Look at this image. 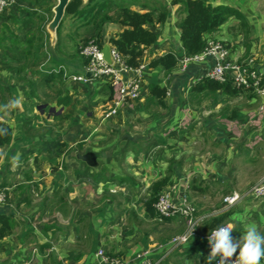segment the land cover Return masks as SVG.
<instances>
[{
  "label": "crops",
  "instance_id": "0c3cea01",
  "mask_svg": "<svg viewBox=\"0 0 264 264\" xmlns=\"http://www.w3.org/2000/svg\"><path fill=\"white\" fill-rule=\"evenodd\" d=\"M206 2L212 5L227 4L233 6L245 15L250 24L247 9L248 6L251 7V3H245L244 7V5H239L236 0L231 2L206 0ZM144 3H139L136 7L129 6L128 9L135 12H145L148 7ZM15 4L10 7L12 11ZM161 4H165L167 8L168 14L165 22L162 25L157 24L154 28L145 26L156 33L157 39L153 45L146 49L143 55L146 70L141 83L139 98L122 104L114 115L108 118L104 116L111 105L113 96V91L106 84L105 79L82 83L63 77V72L68 76L85 74V64L82 57L71 55V59L67 60L64 57V64L62 65L64 69L61 77L55 78L49 85H46L39 75L33 77L26 74L29 78L35 79V90H33L35 99L32 100V106H28L29 110L24 109V112L28 110V113H33L35 110V115L33 118L26 119L28 123L26 132L22 130L23 125H20L16 134L10 123L6 122L11 129L12 139L9 144L0 148V152L5 150L3 155L8 154L6 157L8 160L12 158L14 149L21 151L23 148L36 147L49 140L59 143L61 147L60 149L53 148L47 153L38 155L33 153L28 156V160L31 162L30 166L35 172V182L33 181L35 195H39V197L45 195L40 203L31 207V211H24L31 215L29 218L24 215L26 213L21 212V206L26 200L23 192L20 195L15 192L13 200L10 196V200L7 199L5 205H0V213L10 216L16 223L13 234L0 241V264H10L13 259H18L19 264H90L95 250L100 248L101 244L107 246L109 249L107 251L111 255L124 258L126 264H137L132 258L133 254L138 249L150 246L155 241L153 239L157 238V234H160L162 229L159 232L157 229L154 231V222L158 219L147 213L143 199L148 194L151 183L165 176H169L171 179L169 187L179 184L182 192L184 189L181 180L184 179L185 175L180 168L184 158L175 159L169 167H167L168 162H164L153 172L152 161L150 162L148 157L149 153L154 147L167 154L169 151L181 150L183 143H189V135L178 125V121L182 117L179 110H182L183 107H187V109L193 107L194 110L199 107L204 109L203 106L207 104L208 108H213L220 103L223 105L222 103L227 100L217 101L212 96L203 97V95L196 97L192 90L203 79L202 75L205 69L212 63L210 60L205 64L189 65L185 69L186 71H181L178 66L171 74H165L161 68H149L147 66L150 60L166 53L174 54L177 60L185 56L180 41L179 18L175 14L179 5H173L172 0L171 2L166 0L153 5L159 6ZM153 14L156 19L158 13L155 9ZM117 16L118 12H115L110 21L102 24L105 26V31L97 32L102 45L110 37L121 32L122 27L117 22ZM234 20V18L229 19L215 35L232 40V35L236 32L231 28L234 26L231 25ZM256 31L257 28L253 26L248 57H253L259 63L258 68L262 70L264 69V43H260L259 47H254L257 42H260L255 34ZM238 36L240 37L239 31ZM233 51H235L234 54ZM244 51L242 41L231 49L228 60L231 62L245 60ZM257 55L260 58L256 57ZM52 71L56 73L55 69ZM52 85L55 88L56 97L49 102L47 100L37 101L40 98L45 99L38 93V88L49 89ZM153 85H159L166 89V96L162 99L163 107L157 103L158 100L152 99L150 88ZM20 90L23 89L20 88ZM65 96L70 98L69 104L57 105L56 99ZM255 100H247L249 107L244 106L246 103L239 102L229 111L223 108V111L220 110L219 112L224 118L239 122L242 126H245L248 120L257 124L258 120L257 122L254 121L255 114L249 116L248 112L249 109L255 108ZM10 103H12L11 108L15 116L20 119L19 124H24V114L20 112L17 101L12 100ZM45 105L47 106L45 107ZM0 107V117H3L7 113V104L2 103ZM39 107H45L42 109L44 110L43 114L42 110L37 109ZM150 107H155V110L149 111ZM156 108H162L163 111H157ZM194 110H191L193 115L196 114ZM44 114H46L45 118ZM143 119L145 122H141ZM213 121V118L208 119L203 127L209 131L211 128L214 131L212 135L214 141L219 142L216 136L218 125ZM42 124L47 128L48 134H35L36 129ZM123 124L131 125L125 127L124 131H120L119 127ZM30 130L33 131L28 134L27 132ZM225 130L226 128L221 131L225 135L224 139H232ZM116 136L117 141L114 140ZM4 157H0V168L7 164ZM22 158L23 156L19 154L16 161ZM161 167L168 169L162 171ZM164 168L163 170H165ZM1 180L0 188L4 189L6 194L9 195L7 190L10 193L12 190H17L14 189L16 184L10 186L9 183L4 184ZM144 188L146 195L142 197ZM52 195H57V202L48 205ZM89 201L97 203V208L82 209L83 203L87 204ZM104 211L111 215L109 220L105 219ZM39 213L41 215L52 213L54 217L55 213H59L61 217L57 216L56 219L54 218L47 223L33 224L32 218ZM164 221L166 223L163 225L172 223V220ZM176 223L180 227L179 232H181L184 223L180 219H177ZM107 225L115 226L113 228L115 233L113 230L112 235H109L111 234L109 232H104ZM229 226L231 227V224ZM174 230H176L175 227ZM86 234L90 237L88 246L85 245ZM189 243L192 246L197 243V240L192 239ZM28 248L32 249L31 253L27 252ZM23 250L26 252L21 254ZM183 256L173 253L162 264H183ZM191 260L194 263L195 257H191Z\"/></svg>",
  "mask_w": 264,
  "mask_h": 264
},
{
  "label": "rangeland",
  "instance_id": "374dc122",
  "mask_svg": "<svg viewBox=\"0 0 264 264\" xmlns=\"http://www.w3.org/2000/svg\"><path fill=\"white\" fill-rule=\"evenodd\" d=\"M164 1L166 0H114V2L118 4L119 2H121L122 5L127 7L129 6L136 7L137 4L142 2H145L149 5H153V4L157 5V3H161ZM220 1L231 2L235 0H220ZM236 1L239 5L241 6L244 5V7H245V3L246 4L251 3V7L248 6L247 9L249 15L248 21L250 22V24L248 22L247 23L250 28H253V26L254 28L255 27L257 28L255 34L258 37V40L260 39L259 40L260 42H257V44L254 47H259L260 43L262 44L264 43V0H236ZM22 5L23 6L26 5V3H23ZM15 7L16 6L14 5L13 9H15ZM115 12H117V10L116 7L114 6H111L107 11V13L111 17L114 16ZM175 14L178 17V14L176 12ZM3 21L5 20L3 19L0 21V31L4 30L3 25H6L7 27V25L9 24L7 22L1 24V22ZM84 24L85 23L83 21H79L71 16H64L61 27L62 45H61V51L59 53L58 51L55 50L56 48H54V46L53 48L50 47L49 45L50 38L48 35V40L46 45L50 53L48 56L49 59L53 57L55 58L57 57L58 59L60 58L61 60H64L65 59L64 57H66L67 60L69 58L71 59V55L73 57L80 58L79 51L77 50L83 44L84 39L86 40L88 39V41L93 40L92 37H95L98 31L100 32L102 30L105 31V26L100 24V21H97L96 23L90 24L88 26ZM231 25L237 27L236 26L237 21L234 20L233 24ZM17 34H20V32H17ZM250 35H251V31H250ZM5 36H7V32H5ZM232 36H233L232 40L227 39V37H223V36L221 37L220 35L217 36L215 35L214 38L220 39L222 41H227V44L226 42H224V45L225 46L228 45V49H229V47H232V44H234L235 47V45L240 44L243 41L242 35L240 34V37L238 36V31ZM94 40L97 41L96 39ZM4 41H8V40L4 39ZM3 43L6 44L5 42ZM2 51L3 49H0V56L1 53H3ZM232 53L234 54L235 51H233ZM247 57L245 58V60L248 58H252L256 67H258L257 65H259V63L255 61L253 57H248V58ZM256 57L260 58V56L258 55ZM20 64L21 63L19 62L18 63L14 62L13 64V62L9 60L3 61L2 58L0 57V84L2 86L0 91V99H1L0 105L2 103H4V105L7 104V113L5 114V116L2 115L3 117H0L1 120L0 122L6 125L10 123L12 129L16 134H17L16 131L17 129L20 128V125H23L22 130L26 132L27 124H28L26 122V119L33 118V115H35V110H33L34 114L28 113L29 110L28 106H32L33 104L32 100L35 99V92L33 91L35 85V79L29 78V76L26 75L27 73L24 72L15 73L16 71L15 68H18L19 67L18 65ZM62 65L63 64L57 65V67L61 68ZM57 67H55V69ZM26 81H30L31 83L26 84ZM53 85L49 89L38 88V93L40 94V96H42L45 99L40 98L37 99V101L38 100L41 102L45 100H47L48 102L52 101L56 97L55 88ZM20 88H22L23 90H20ZM248 93L250 92L243 91L241 95L235 97L222 96L218 93L216 96L217 101H221V99L224 100L227 99V100L226 102L222 103L223 105H221L220 103L219 105L213 108L211 107L208 108L207 104H205L204 106L202 104L204 109L199 107L196 110H194L193 107H190L189 109H187V107H183L182 110H179V112L182 113V117L178 121V125L181 127V129H183V131L187 132V135H189L190 138L189 143H185V144L183 143L181 145V148L183 149L181 150L176 149L177 151L173 150L172 152L169 151L167 154L162 152L159 148L153 147L148 157L150 162L152 161L153 172L155 171V168L159 167L164 162H168L167 167H169L175 159L181 160L182 159L181 157L184 158L182 162V167L180 168L182 173L185 175L184 179L181 180L182 188L184 189L186 197L189 200V202L192 203L193 206L195 207L196 213L198 215L216 214L223 210L226 211L228 209L223 208V198L225 196L232 195L233 193H237L240 196L243 195V198L240 199L235 205H233L234 207H237V210L240 213V216H238L237 220L240 221L242 229H245L249 224H254L257 227L258 231L261 234H264V207L262 206L264 205V197L253 198L249 195L250 192L249 190L251 189V187L254 186L256 183L264 180V132H263L264 115H262L261 111L259 110L260 101L258 96L254 94L255 95L254 97L253 96L248 97ZM248 99L249 100L256 99L255 100L256 102H254L255 108L253 110L249 109L250 111L248 112H249V116L255 114L254 121L257 122L258 120L257 124L250 122L248 120L247 124L245 126H242V124L239 122L231 121V119L229 118H224L222 114L219 112L220 110L223 111V108H225L226 111H229L234 106H237L239 102L246 103L244 106L249 107L247 103ZM12 100L17 101V105H19L20 107V112L24 114V118H25L23 119L24 124H19L20 119L15 116L11 108L12 103L10 102ZM46 106L47 105H45V107ZM45 107L44 108L39 107L37 109L42 110L45 109ZM247 107H242V108L246 109ZM24 109H28V110L24 112ZM153 110H155V107L149 108V111H153ZM191 110H194L196 114L193 115ZM255 110H258L259 112ZM157 111L162 112L163 109L158 108ZM43 113L44 110H42V114ZM45 117L46 114H44V118ZM210 118H213L214 119L213 122L218 125V128L216 130V136L219 142L214 141V137H212L214 131L211 130V128L209 131L208 129L203 127V124L206 123L207 120ZM145 119L141 120V122H145L144 121ZM6 122L9 123L7 124ZM130 125L131 124H123L121 127H119V130L124 131L125 130L124 128L129 127ZM223 127L224 129L226 128L225 132L229 133L232 139L229 140L224 139L225 135L221 132L224 131ZM32 131L33 130H30L27 133L30 134ZM47 132H48L47 128L42 124L41 127H38L36 129L35 134L42 133L46 135L48 134ZM114 140L117 141V136L114 138ZM30 148L35 150V146H30L23 149H30ZM4 151L5 150H2V152H0V157L2 158L3 156H5L4 159L7 161V164L0 168V175H1L0 178L2 179L0 180L4 184L9 183L10 186L13 184L17 185L14 186V189L17 190H12L11 193L10 191L7 190V193H9V195L6 194L7 195L6 201L7 199L10 200V196H11V200H13V196L15 192L19 195L23 192L24 197H26L25 198L26 200L21 206V212L27 210L31 211V207L34 205L36 206L38 203H40L44 199L43 197L45 195L40 197L39 195H35V184L33 183V181L35 182V172H33L32 170L33 167L30 166L31 162L28 160L29 155L23 156V158L19 160L20 161L19 162L16 161L19 154H21L20 153L21 151H19V149H14L12 158L8 160L6 159V157H8V154L3 155ZM212 157L214 159H211ZM163 168L162 171H166V168H164L165 170H163ZM44 175H46V172H44ZM145 192L146 189L144 188L142 191V197L146 195ZM52 202L55 203L57 202V195L56 196L52 195L50 197V200L48 201V205ZM119 202L122 203V201ZM87 204L83 203L82 209L86 210V209L97 208V203H93L92 201H89V203ZM242 209L243 211H241ZM24 213H26L24 215L27 218L31 216L30 214H27V212ZM59 213H55L56 218L57 216L61 217V214ZM104 214L106 215L105 219L109 220L111 215L105 213V211ZM55 217L53 216L52 213L50 215H41L39 213L32 218V222L33 224L38 225L39 223L50 222L54 220ZM170 220H172V223H168V225H163L166 223L164 220L161 221L157 220L158 222L157 221L154 222L155 223L154 231H156V229L157 232H159L160 229L162 230L159 235L155 233L157 234V238L153 239L155 241L152 242L151 245L154 243L169 241L171 237L181 233L184 230L183 227L181 232H179L180 227L176 223L177 219H170ZM174 227L176 228V230H174ZM113 228H115V226L107 225L104 228V232H109L111 233L109 235H112L114 231ZM85 240H86L85 245L88 246V244L90 243V237L87 234ZM100 246H101L100 248H102L105 252L109 253L107 251L109 249L107 248L106 245L101 244ZM23 252L25 253L26 251L23 250L21 254H23ZM27 252L31 253L32 249L28 248ZM137 253H142V249H138ZM133 257L134 254L132 258ZM122 259L124 260V258ZM17 262L18 259H13V261L10 264H16ZM260 264H264V257L261 258Z\"/></svg>",
  "mask_w": 264,
  "mask_h": 264
},
{
  "label": "trees",
  "instance_id": "16d2710c",
  "mask_svg": "<svg viewBox=\"0 0 264 264\" xmlns=\"http://www.w3.org/2000/svg\"><path fill=\"white\" fill-rule=\"evenodd\" d=\"M15 3L16 7L13 11L10 9V6L0 12V19L5 20L1 22V24H4V22L9 23L7 27L3 25L4 30L0 31V49H3V53H1L0 57L3 61L9 60L13 62V64L14 62L21 63L18 65V68H15V73L24 72L33 77L39 75L43 78V82L49 85L55 78L61 77L62 71L60 73H53L52 70L55 69V65L57 67V65L64 64V60L60 58L53 57L49 59L48 56L50 53L46 45L48 34L45 30V26L53 16L51 9L56 2L55 0H15ZM23 3H26V5L23 6ZM144 4L148 7L147 11L135 12L130 11L128 7L122 5L121 2L118 4L114 2V0H88L85 4H83L81 0H70L65 8L64 16H71L79 21H83L85 23L84 25L87 26L97 21L103 24L111 20V16L107 13L109 8L111 6L116 7L118 12L117 22L122 27V30L114 37H110L108 43L121 57H123L124 63L127 66L136 68L143 63V55L146 49L153 45L157 39L156 33L145 26L154 28L157 24L162 25L168 14L165 4L159 6H149L147 3ZM172 4L179 5V8L176 10L179 18L178 28L180 30L181 47L186 56H193L200 53L207 39L219 40L221 43L224 44V42H226L227 44V41L215 39L214 35L219 32L221 27L231 18L237 21V27L232 26V30H238L243 37L244 55L246 57L250 55L251 28L244 15L237 8L227 4L212 5L206 2V0H172ZM154 9L158 13L156 19L153 14ZM62 23L63 19L56 30L57 38L54 48H56L55 50L58 51V53L61 51L62 45ZM5 32H7V36H5ZM17 32H20V34H17ZM92 38L96 39L97 42L102 45L101 40L98 38V34H96V37ZM4 39L8 41H4ZM87 41L88 39H84L83 43ZM225 47L228 49V45ZM231 49H233V47H229V53ZM83 60L85 64L86 60ZM147 66L149 68H161L165 74H171L179 66V60H177L174 54L166 53L150 60ZM98 80H101V78ZM27 83L30 84L31 82L26 81V84ZM106 84L110 87L107 81ZM1 88L2 86L0 84V91ZM192 90L195 92L196 97L203 95V97L212 96L214 99H216L218 93L228 97L239 96L242 93L232 86L231 80L218 82L207 78H203ZM249 92L248 97L255 96L253 92ZM150 94L152 95V99L158 100L157 103L160 106H164L162 99L166 96L165 88L159 85H153L150 88ZM69 102L70 98L68 96L58 97L56 99L57 105L65 106L68 105ZM11 139L10 127L0 122V148L9 144ZM60 147L61 145L59 143L49 140L36 146L35 150L32 148L21 150V156L33 153L36 155L47 153L53 148L60 149ZM170 182L171 179L169 176L153 181L149 187L148 194L143 199L147 213L152 217H156V219L158 217L154 211L153 203L156 201L157 196L169 187ZM60 201H62V199H60ZM262 206L264 207V205ZM241 211H243V209ZM238 216H240V213L237 207L232 206L226 211L223 210L205 218L197 228L195 238L197 243L190 246L189 242L192 240L190 239L185 246L174 250L167 258L173 253H178L182 256L184 255L183 257L185 260L183 259V264H205L207 262V257L204 256L203 237L218 225L231 224V235L234 239H238L244 230L241 227L240 221L237 220ZM15 225L16 223L13 218L6 216L4 213H0V241L13 234ZM108 254L111 255L110 253ZM191 257H195L194 263ZM165 260L163 262H165ZM16 264L19 263L17 262Z\"/></svg>",
  "mask_w": 264,
  "mask_h": 264
},
{
  "label": "built area",
  "instance_id": "2783aa9c",
  "mask_svg": "<svg viewBox=\"0 0 264 264\" xmlns=\"http://www.w3.org/2000/svg\"><path fill=\"white\" fill-rule=\"evenodd\" d=\"M15 0H0V12L13 5ZM101 45L93 40L83 43L78 51L86 60L85 74L69 76V80L88 83L96 79H105L110 85L113 96L111 105L105 113V118L114 115L117 109L124 103L135 101L139 98L141 83L146 64L141 63L136 68H131L124 63L121 57L112 47L110 50L111 64H107L101 53ZM229 50L219 40L207 39L203 50L193 56H183L179 60V68L184 71L189 65L205 64L208 60L212 63L207 66L203 78L226 82L231 80L232 86L238 91H252L260 101L259 110L264 115V79L263 73L256 67L252 58L242 62L228 60ZM62 68V67H61ZM61 68L56 69L59 72ZM89 73V76H86ZM66 77L65 73L63 75ZM253 198L264 197V180L256 183L249 190ZM243 195L233 193L223 198V208L228 209L235 205ZM6 202V192L0 188V205ZM158 220L180 219L184 223V230L174 235L169 241L154 243L142 249V253H134L133 260L137 264H161L167 256L176 249L185 246L190 239L196 238L197 228L201 222L213 214L198 215L192 203L186 197L185 191H180V185H172L163 190L153 203ZM195 226V227H194ZM192 231V232H191ZM191 232V235L189 233ZM208 235V234H207ZM207 235L204 240V256L208 257L210 247L207 243ZM235 259V254L231 261ZM90 264H126L125 260L117 256H111L103 249L98 248ZM208 264V261L205 263ZM215 264V262H212Z\"/></svg>",
  "mask_w": 264,
  "mask_h": 264
},
{
  "label": "clouds",
  "instance_id": "9594fccd",
  "mask_svg": "<svg viewBox=\"0 0 264 264\" xmlns=\"http://www.w3.org/2000/svg\"><path fill=\"white\" fill-rule=\"evenodd\" d=\"M63 69L62 67L56 73H60ZM68 77L66 74L65 78ZM231 231L232 228L229 224H221L208 233L207 243L210 247L207 257L208 264H212V262H215V264H230V258L234 254L235 259L231 261V264H260L261 258L264 257V234H261L254 224L247 225L238 239L232 237ZM191 232L189 235H191Z\"/></svg>",
  "mask_w": 264,
  "mask_h": 264
},
{
  "label": "water",
  "instance_id": "95a60500",
  "mask_svg": "<svg viewBox=\"0 0 264 264\" xmlns=\"http://www.w3.org/2000/svg\"><path fill=\"white\" fill-rule=\"evenodd\" d=\"M69 1L70 0H56L55 5L51 9L53 16L51 20L45 26V30L50 38L49 45L51 48H53V46L56 43V38H57L56 30L61 20L64 17L65 8L68 5ZM81 1L83 4H85L88 0H81ZM110 50H111V47L107 40L104 42L100 50L102 53V57L107 64H111ZM262 73L264 74V69H262ZM86 76H89V73H86Z\"/></svg>",
  "mask_w": 264,
  "mask_h": 264
}]
</instances>
